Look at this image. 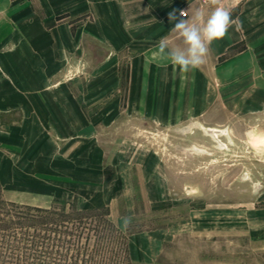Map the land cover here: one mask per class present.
<instances>
[{
  "label": "rangeland",
  "instance_id": "obj_1",
  "mask_svg": "<svg viewBox=\"0 0 264 264\" xmlns=\"http://www.w3.org/2000/svg\"><path fill=\"white\" fill-rule=\"evenodd\" d=\"M167 3L0 0V264H264V88L141 42Z\"/></svg>",
  "mask_w": 264,
  "mask_h": 264
},
{
  "label": "crops",
  "instance_id": "obj_2",
  "mask_svg": "<svg viewBox=\"0 0 264 264\" xmlns=\"http://www.w3.org/2000/svg\"><path fill=\"white\" fill-rule=\"evenodd\" d=\"M167 2H169V5L174 2L176 3L172 10L176 9L175 14L178 19H185L190 22H193V18L197 11L202 12L204 15L208 11L205 7L199 6L195 0H167ZM169 5L167 3L166 7ZM231 7V18L234 23L229 28L225 38L214 41L216 48L209 51L206 60L219 61L224 53L229 52L230 56H227L225 58L226 60L215 64L214 78H221L224 69L230 72V76H235L245 63L247 76L252 79L253 82V86L251 87L264 88V0H242L238 6L233 5ZM155 8L159 10L160 5L155 6ZM182 9L186 10L187 16H180ZM133 11L137 12L136 9ZM155 11L154 9L153 12ZM159 13L156 11L154 18H159ZM162 25H166L167 28ZM141 27L148 30L146 33L142 34L143 36L140 38L141 42L147 41L149 34L152 35L155 29L161 30V28L167 29L168 36L173 35L176 38L179 37L176 32L171 30L174 27V23L168 25L158 20ZM239 47H242L240 49L241 51L237 50ZM149 57L151 60L159 59V57L154 54H150ZM149 57L143 54H137L132 57L134 62L132 61L130 65V88H146L145 80L147 77L145 78L144 76L146 66L145 63L142 62H146V59ZM210 69V67L206 68L205 66V72L211 74ZM249 84L251 85V83ZM215 88L220 87L215 86Z\"/></svg>",
  "mask_w": 264,
  "mask_h": 264
},
{
  "label": "clouds",
  "instance_id": "obj_3",
  "mask_svg": "<svg viewBox=\"0 0 264 264\" xmlns=\"http://www.w3.org/2000/svg\"><path fill=\"white\" fill-rule=\"evenodd\" d=\"M205 4L214 6V10L206 21L204 14L200 11L195 13L193 22L178 19L175 10L168 14L169 22L174 23L171 30L182 38L184 47H174L169 50L167 39L162 38L158 44L157 53L167 56L172 65L181 72H188L203 65L212 43L225 38L234 23L230 12L220 6V0H205ZM180 16H184V12H181ZM130 221V217L124 218L125 228Z\"/></svg>",
  "mask_w": 264,
  "mask_h": 264
},
{
  "label": "trees",
  "instance_id": "obj_4",
  "mask_svg": "<svg viewBox=\"0 0 264 264\" xmlns=\"http://www.w3.org/2000/svg\"><path fill=\"white\" fill-rule=\"evenodd\" d=\"M44 213H46V212H44ZM50 214H53V213H51V212H48V214H47V215H43V216H46V217H45V218H43V219H45V220H46V219L48 218V215H50ZM31 216H33V215L27 214V215H26V217H25V216H22L21 218H22V219H28V218H29V217H31ZM43 219H42V220H43ZM35 222H40V221H39V220H37V221H35ZM48 223H54V222H48Z\"/></svg>",
  "mask_w": 264,
  "mask_h": 264
},
{
  "label": "built area",
  "instance_id": "obj_5",
  "mask_svg": "<svg viewBox=\"0 0 264 264\" xmlns=\"http://www.w3.org/2000/svg\"><path fill=\"white\" fill-rule=\"evenodd\" d=\"M202 4H205V0H199ZM184 16H186V14L184 13Z\"/></svg>",
  "mask_w": 264,
  "mask_h": 264
}]
</instances>
